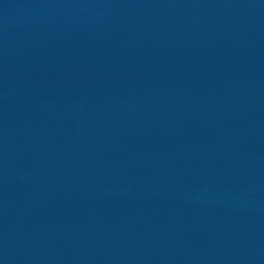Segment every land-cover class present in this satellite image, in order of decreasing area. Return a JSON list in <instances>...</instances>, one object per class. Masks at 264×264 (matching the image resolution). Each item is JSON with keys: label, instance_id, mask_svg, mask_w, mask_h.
Instances as JSON below:
<instances>
[{"label": "water", "instance_id": "95a60500", "mask_svg": "<svg viewBox=\"0 0 264 264\" xmlns=\"http://www.w3.org/2000/svg\"><path fill=\"white\" fill-rule=\"evenodd\" d=\"M0 264H264V0H0Z\"/></svg>", "mask_w": 264, "mask_h": 264}]
</instances>
